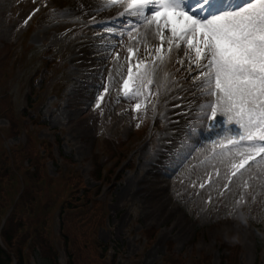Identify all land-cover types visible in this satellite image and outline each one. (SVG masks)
<instances>
[{
    "label": "rangeland",
    "instance_id": "1",
    "mask_svg": "<svg viewBox=\"0 0 264 264\" xmlns=\"http://www.w3.org/2000/svg\"><path fill=\"white\" fill-rule=\"evenodd\" d=\"M26 13V8L16 7L15 0H0V63H4L0 71V86L10 89L18 110H22L25 106L28 87L30 86V90L34 87L39 89L43 98L40 102L39 114L42 123L46 124L42 130L36 128V137L30 141L25 150L28 165L38 169L42 177L39 188L38 181L34 182L27 176V189L35 192L31 199H35L36 208L34 210L30 208L32 213L29 214L30 204L25 206L22 204L18 217L20 215L26 217V214L28 217L24 221H17L16 224L22 228L18 234L17 248L19 245L24 246L22 249L30 264H44L33 253L34 248L39 246L44 257L55 259V256H59L60 264H162L163 258L168 254H171L167 256L168 258L174 257L179 264L184 259L183 254L198 255L185 264H194L195 258L201 260L200 264H264V169L259 167L254 168L238 185H234L227 192H222L221 185L210 189L207 193L184 200L183 213L193 221V226L187 229L185 222L175 221L177 214L169 221H159L160 216L150 218V207L155 203V197L148 193L149 189L142 191L141 151L134 167L128 170L124 168L122 180H117L115 186L108 191L106 199L111 214L109 221H86V228H82L83 222L73 217L72 221H61V231L58 232V221H50L52 208L50 204L52 201L58 202L66 190L64 185L55 186L56 175L60 169L66 168V162L69 169L74 167L76 170H80L77 164L83 163L84 177L81 173L79 179L74 182H78L81 187H87L85 181L91 185L90 175L93 171L95 154L92 147H96L97 142L99 144L102 142L96 138L99 129L109 126L98 127L100 121L97 117L96 120L87 121L75 132L74 121L80 118L77 108L70 107L67 97L63 96L65 87L57 85V91L53 90L57 82L65 83L73 77L71 62L59 67L54 74V69L47 66L48 48L56 47L57 55L63 57L69 47L67 41L57 38L59 32L63 30L59 25H53L47 18H41L33 26L34 30L26 36L24 51L12 54L14 58L11 62L12 70L11 65L7 66L6 60H2V56L5 57L10 48L13 49L12 39L18 23ZM42 68H45L46 84L35 82V77ZM79 101L75 100L76 106H79ZM6 104L9 105V99ZM88 104L89 108L86 109L89 111L91 104L90 102ZM109 116L111 115L107 113L106 118ZM12 121L11 117L9 120L1 119L0 126H11ZM71 129H73L72 133H70ZM109 130L112 134L127 136V131L120 132L115 127ZM60 132H63V135H60ZM8 133L11 134V131ZM57 136H63L61 148H56L53 144ZM46 138L51 142L49 145L45 142ZM25 140L26 137H21L9 143L14 145ZM65 156L69 160L63 162ZM1 161L3 160L0 158V166L3 169L5 166ZM151 179L150 177L149 180ZM246 180L253 182L255 196V204L243 218L256 228L254 238L251 240L240 232L222 229L219 227V222H216L223 217L233 215L237 194ZM4 195L5 191L2 192L0 188V202ZM163 198L164 196H159L158 202L162 204V200L165 201ZM88 200L89 198H86L85 201ZM89 208L91 204L87 205V209ZM94 208L98 212L97 216L102 217L103 208L96 203L92 209ZM152 228L160 230V234L155 236L154 245L150 247L148 242L150 237L145 234V230ZM165 229L172 230V233L162 235L161 232ZM39 236L44 248L37 240ZM225 237H230L232 245V249L229 248L232 250V259L228 261L220 252L221 245L226 241ZM29 239H34L32 250L25 245L26 240ZM201 253L202 256H199ZM207 253L210 254L209 257Z\"/></svg>",
    "mask_w": 264,
    "mask_h": 264
},
{
    "label": "snow or ice",
    "instance_id": "2",
    "mask_svg": "<svg viewBox=\"0 0 264 264\" xmlns=\"http://www.w3.org/2000/svg\"><path fill=\"white\" fill-rule=\"evenodd\" d=\"M80 3L79 11L65 9L60 15L79 18L95 11L130 18L126 27L119 30L105 25L95 31L98 42L104 45L96 50L102 65L116 47L111 37L118 35L119 43H123L127 35L134 42L135 46L127 48L129 61L139 51L138 46L145 44L146 59L137 60L134 66L129 63L122 84L125 98L142 97L147 102L135 103L136 112L144 109L147 113L149 105L155 112L160 93L151 92L148 86L159 83L158 72L171 60L174 49L184 45V59L176 62L186 68L185 79L193 81L189 88L204 98L198 105L199 120L215 134V139L209 141L213 157L229 160L231 177L242 175L252 164L264 169V0H96L95 4L80 0ZM90 23H97L94 15L82 27ZM149 36L160 44L149 48ZM115 57L120 59L118 52ZM194 71L198 74L191 76ZM169 75L164 73L165 83ZM101 89L104 94L109 90L103 84ZM104 94L97 91L95 107H100ZM176 97L180 98V93ZM215 124L220 127L213 128Z\"/></svg>",
    "mask_w": 264,
    "mask_h": 264
},
{
    "label": "bare ground",
    "instance_id": "3",
    "mask_svg": "<svg viewBox=\"0 0 264 264\" xmlns=\"http://www.w3.org/2000/svg\"><path fill=\"white\" fill-rule=\"evenodd\" d=\"M94 91V90H92ZM79 95L83 98V99H89L91 96V92L85 91V92H79ZM81 109H85L84 107H82ZM82 127L84 124V121L82 119L78 120ZM150 195H153L155 197V203L150 207V217L154 218V217H159L161 216L162 219H166V217L168 216L169 212H165L163 211V208L166 207L167 208V203H160L158 202L159 196L163 193H165L164 191V186L160 185V182L158 180L157 177H155V179L153 181H150L149 184V191ZM165 197H167V194L164 195ZM169 211L173 212L175 210V206L173 204H170L168 207ZM176 221H185L184 219L181 218H177ZM187 221V220H186Z\"/></svg>",
    "mask_w": 264,
    "mask_h": 264
},
{
    "label": "trees",
    "instance_id": "4",
    "mask_svg": "<svg viewBox=\"0 0 264 264\" xmlns=\"http://www.w3.org/2000/svg\"><path fill=\"white\" fill-rule=\"evenodd\" d=\"M18 227L20 228V225H18ZM18 232H19V230H17L16 229V227L14 228L12 225H11V227L8 229V232L6 233V236H5V241H6V243L8 244V246L10 247V248H13V246L14 247H16V242H15V240H16V238H18ZM38 240H40V242H41V245H42V241H41V237L39 236L38 237ZM42 248H44L43 247V245H42ZM41 250V249H40ZM39 251V250H38ZM42 251V250H41ZM40 252V251H39ZM16 253H17V255L19 256V261H20V264H24L23 263V259H22V257H21V250H20V248L19 249H17V251H16ZM9 258H8V256L6 255V253L5 252H3L1 249H0V264H9Z\"/></svg>",
    "mask_w": 264,
    "mask_h": 264
}]
</instances>
